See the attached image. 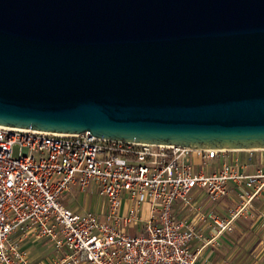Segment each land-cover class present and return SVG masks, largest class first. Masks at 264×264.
<instances>
[{
	"label": "water",
	"instance_id": "obj_1",
	"mask_svg": "<svg viewBox=\"0 0 264 264\" xmlns=\"http://www.w3.org/2000/svg\"><path fill=\"white\" fill-rule=\"evenodd\" d=\"M0 125L264 148V0H0Z\"/></svg>",
	"mask_w": 264,
	"mask_h": 264
},
{
	"label": "built area",
	"instance_id": "obj_2",
	"mask_svg": "<svg viewBox=\"0 0 264 264\" xmlns=\"http://www.w3.org/2000/svg\"><path fill=\"white\" fill-rule=\"evenodd\" d=\"M218 151L0 125V264H31L20 245L28 237L52 244L48 264H207L200 249L264 193L260 167L245 173L225 160L210 168ZM91 184L104 199L100 213L60 201L72 185ZM229 186L239 199L226 214L196 210L208 234L174 215L193 188L215 202Z\"/></svg>",
	"mask_w": 264,
	"mask_h": 264
},
{
	"label": "crops",
	"instance_id": "obj_3",
	"mask_svg": "<svg viewBox=\"0 0 264 264\" xmlns=\"http://www.w3.org/2000/svg\"><path fill=\"white\" fill-rule=\"evenodd\" d=\"M231 161L237 164V167L245 173H251L256 170V168L264 169V148H253V149H227V150H219L215 157L210 160V168L218 166L222 161ZM89 193H97L94 185L91 184L86 187L84 190H79L76 185H72L69 189L60 194V201L67 207L76 210L77 205L82 202L83 194ZM81 196V198H80ZM191 198H196L195 201H201L202 204H207L206 209L212 208L218 211L220 214H226V212H222L221 206H227L228 204H232L235 200L236 193L232 189L231 186L228 187V193L223 196L220 200L211 202L207 199L204 192L200 189L193 188L190 191ZM104 200V199H103ZM196 202V203H197ZM216 204L215 206H213ZM91 205V202L89 203ZM102 207H92L95 212L100 213L103 210ZM189 206H193L190 204ZM197 206H201V204H197ZM186 205L180 203V201L175 202L174 204V212H178L179 218L185 220H191L197 229L202 231L203 233H209L211 229L208 228L207 221L196 218V210L197 208H191L190 210L185 208ZM88 210V209H87ZM90 210V209H89ZM79 211V210H77ZM234 230L238 231L241 236L240 240H243V243H248L254 248H261L264 245V193L256 194L250 202V206L247 208L245 212L239 215L233 222ZM226 232V231H224ZM221 234L218 238L221 241H218L219 244L226 248L224 244H229L228 239L225 237L226 233ZM235 238V237H233ZM49 243L48 241L39 240L37 242L32 241L29 237L22 239L20 241V245L26 250L28 259L31 264L41 262L42 264H48L49 256L43 255L41 256L35 250V247L40 245H44ZM191 247H196L200 244V241L193 239ZM209 243L203 246L200 249L199 257L203 259V261L207 264H232L230 261L226 259V257H219L216 250L213 251L211 246H215V244ZM242 264H257V262H252V260H248L247 262H243Z\"/></svg>",
	"mask_w": 264,
	"mask_h": 264
},
{
	"label": "rangeland",
	"instance_id": "obj_4",
	"mask_svg": "<svg viewBox=\"0 0 264 264\" xmlns=\"http://www.w3.org/2000/svg\"><path fill=\"white\" fill-rule=\"evenodd\" d=\"M18 153V147L16 145L13 146L12 148V155L15 156ZM81 198V196H80ZM196 198H191L190 196V204H192L193 206H189V204L186 205V209L190 210L191 208L196 207L197 211H204L207 206V204H202L201 201L197 202L195 201ZM238 197L235 196V200L232 202V204H228L227 206H221L222 208V212H228L238 201ZM91 202V205H89V203ZM197 202V203H196ZM102 203H104L103 197H101L100 195L96 194V193H92L89 195V193L87 194H83L82 196V202H80L77 207L76 210L79 211H85L87 209L93 210L92 207L97 206L102 207ZM197 204H201V206H197ZM216 204H214L213 206H215ZM94 211V210H93ZM174 215L176 217H179L180 215H178V212H174ZM226 233V238L229 241V244H224L226 246V248H223L220 244L218 246V241H221L220 238H217V242H212L213 244H215V246H211V249L216 250L217 254L221 255V257H226V259L228 261H230L232 264H242L243 262H247L248 260H252V262H257V264H264V245L259 248L256 247L253 249V247L248 243H243V240H240V236L241 234L238 233V231L234 230V228H232L229 231L224 232ZM224 235V234H223ZM235 237V238H233ZM212 244V245H213ZM35 250L38 254H40L41 256L43 255H52L54 253V249L52 244L50 243H46L44 245H40L38 247H35Z\"/></svg>",
	"mask_w": 264,
	"mask_h": 264
}]
</instances>
